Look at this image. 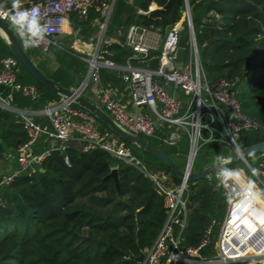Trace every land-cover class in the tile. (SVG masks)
Masks as SVG:
<instances>
[{
    "label": "trees",
    "instance_id": "16d2710c",
    "mask_svg": "<svg viewBox=\"0 0 264 264\" xmlns=\"http://www.w3.org/2000/svg\"><path fill=\"white\" fill-rule=\"evenodd\" d=\"M187 1L207 81L213 84L222 79L237 78L235 90L243 112L264 124V0H117L106 35L119 29L124 35L120 37V43L107 45L112 53L108 59L119 66L129 62L138 65L132 58L133 51L125 44L130 26L154 25L165 34L182 20ZM153 4L157 8L168 6L163 21L152 20L140 13L147 12ZM73 17L76 18L72 22L74 26H83L92 23L98 15L90 13L88 21H81L76 15ZM210 39L214 40L209 44ZM25 52L49 79L65 89L79 88L88 71V64L65 45L52 46L47 51L28 48ZM152 56L156 58L150 66L157 69L160 52L152 53ZM5 57L15 56L0 36V61ZM48 57L57 64L50 75L39 64ZM257 70L258 76L247 79V73ZM111 72L121 74L102 69L101 75L109 81ZM18 80L37 85L40 98L33 102L20 92L16 93L17 108L40 109L48 103L63 100L62 96L37 83L20 63ZM0 91L4 95L9 93L4 87H0ZM86 91L82 94L84 98H87ZM98 125L101 131L109 130L99 121ZM169 132L170 129L164 127L157 130V137L141 136L170 154L160 139ZM262 141L264 129L242 136L238 145L244 148ZM26 142L27 135L17 114L0 109V164L9 152L16 155L17 149ZM187 142L189 145L188 139ZM128 145L148 170H165L172 174L175 184H181L182 179L158 159ZM216 146V143L205 144L199 152L208 155ZM58 148L59 142L35 175H22L2 188L0 264H138L135 259L154 245L167 220L164 198L153 181L140 169L105 151L84 152L82 145L74 141L64 151ZM188 152L189 147L182 154L188 155ZM256 157L261 159L254 169L262 173L264 154L247 160L251 162ZM240 162L238 160L230 168ZM115 167L119 171L120 193L109 176ZM218 187L223 188V193L217 191ZM227 203V192L215 177L188 182V225L182 245L198 246L212 222L222 219ZM218 231L219 225H215L213 241ZM212 250L213 244L204 250V254H210Z\"/></svg>",
    "mask_w": 264,
    "mask_h": 264
},
{
    "label": "built area",
    "instance_id": "2783aa9c",
    "mask_svg": "<svg viewBox=\"0 0 264 264\" xmlns=\"http://www.w3.org/2000/svg\"><path fill=\"white\" fill-rule=\"evenodd\" d=\"M0 0V5L10 9ZM117 0H26L23 7H38L42 22L49 33L38 47L47 51L59 46L60 39L67 33L72 15H78L81 21H88L90 13H102L105 23L100 29L104 36ZM157 8L154 4L147 12ZM11 25L8 20H1ZM13 27V25H11ZM15 28V27H14ZM182 31L189 32L188 48L184 63L174 62ZM159 27L132 25L126 33L125 44L134 53L133 59L125 66L116 65L108 57L112 53L107 43L100 44L90 59L88 73L84 80L83 92L92 86L102 109L115 122L129 133L157 137L159 128H168L170 132L160 138L164 145H178L185 137L189 141V157L185 170H195V158L205 144L216 143L231 152L238 150V140L252 131L264 129V124L247 116L237 97L238 79H222L209 84L202 67L196 30L190 7L186 4L183 18L169 28L162 36ZM160 52L158 68H151L155 59L152 53ZM120 72L126 84L130 103L134 110L120 104L113 92L102 84L101 70ZM19 62L15 57H5L0 61V87L9 91L4 95L0 91V109L17 114L20 124L27 135V142L16 151L18 167L0 178V205L2 188L13 184L22 175H35L49 152L36 151L37 144L44 137L59 142V150L64 151L68 144L77 141L84 152L105 151L119 161L134 166L149 177L158 193L164 198L167 220L154 245L144 252L145 258L138 264H264V195L247 196L243 190L247 187V178L240 183L227 187L228 203L220 221L214 220L207 229L204 238L196 247H184L183 233L188 225L187 192L188 181L175 184L172 174L164 170H148L133 153L131 147L110 130L101 131L97 119L82 108L75 106L72 100L64 99L45 108L39 114L46 117L50 129L37 121L33 112L18 109L15 106V94L35 102L40 91L35 84H23L18 80ZM171 88L186 97L182 101ZM147 105L142 112L141 106ZM158 124V126H157ZM68 163V160H65ZM116 168V167H115ZM114 169V168H113ZM255 190L261 191L256 185ZM215 225H219L216 239L212 240ZM210 254L204 250L210 248Z\"/></svg>",
    "mask_w": 264,
    "mask_h": 264
},
{
    "label": "water",
    "instance_id": "95a60500",
    "mask_svg": "<svg viewBox=\"0 0 264 264\" xmlns=\"http://www.w3.org/2000/svg\"><path fill=\"white\" fill-rule=\"evenodd\" d=\"M187 5L188 7H190L188 1ZM167 8V5L163 8H155L149 11L147 16L152 20L159 19L163 21L165 19L164 13ZM0 28L3 29V34H0V36L5 39V41L9 44L15 58L18 60L20 65L34 78L37 83H39L41 86L48 89L49 91L62 96L64 99L72 100L75 105L92 114L100 123L104 124L121 140L134 147L139 148L142 151L149 153L150 155L158 159L160 162H162L165 166H167L176 177L181 178L182 180L186 179L188 182H198L206 179H212L213 177L218 175L222 166L230 168L238 160L248 163V157L256 156L258 154H264V141H262L244 148H239L238 150L232 151L229 154L216 156L213 158V163L211 165L187 172L185 169H182L176 163L173 157L160 146H156L150 143L140 135L127 132L121 126H119L115 122V120L110 115H108L98 104H95L85 99L82 96L83 90L85 88L84 82H82V84L77 89H65L55 84L36 66V64L27 55L22 45V42L20 41V38L15 31V28L1 20ZM188 39L189 32L182 31L180 34L179 48L174 58V62L177 64L185 62L188 48ZM213 40L214 39H210L208 43H212ZM245 70L246 65L243 66V71ZM241 76H244V72H242ZM140 108L141 110H145L147 108V105L144 104ZM62 157L65 158L66 154L63 153ZM109 176L114 179L117 190L120 193L121 186L118 169H112ZM144 258L145 255L141 254L135 260L137 263H141Z\"/></svg>",
    "mask_w": 264,
    "mask_h": 264
},
{
    "label": "crops",
    "instance_id": "0c3cea01",
    "mask_svg": "<svg viewBox=\"0 0 264 264\" xmlns=\"http://www.w3.org/2000/svg\"><path fill=\"white\" fill-rule=\"evenodd\" d=\"M26 1V0H22ZM38 1V0H36ZM129 2L133 0H128ZM12 0L8 1L6 4L11 5ZM98 15L96 19L88 24V25H73L72 22L76 21V18L73 17L72 15L67 33L60 39V45H65L70 49V51L73 52L76 56H80L81 59L85 61V59H90L94 56L100 41H95L97 38V27L100 25L101 21L105 19V16L102 13H96L92 12ZM126 16V14H124ZM123 15V17H125ZM78 17V15H76ZM79 18V17H78ZM105 23V22H104ZM119 37L117 34H120ZM124 35L123 30L119 29L117 32H115L112 35H106L104 41L109 45L112 43H120V37ZM95 41V42H94ZM86 62V61H85ZM39 64L41 66V69L48 75L52 74L53 69L56 67V62L53 58L48 57L45 60L39 61ZM37 66V65H36ZM110 79L109 81H106L104 79V76L101 75V80L102 84L113 92V97L122 105L127 107L129 110H134L132 104L130 103V95H129V90L126 86V84L122 81V75L118 73H112L110 74ZM86 76V75H85ZM85 80V77H84ZM84 80L82 82H84ZM82 84V83H81ZM71 89H77V88H71ZM179 96V98L182 101H186V97L177 91L176 89L171 88ZM86 97L85 99L95 103V104H100L99 99L97 95L94 93L92 86L89 87L86 91ZM63 101V100H62ZM58 103V102H56ZM54 103H48L46 106L40 108V109H32V108H18L21 110L25 111H30L35 113L36 119L38 122H40L45 128L50 129V123L46 117H42L39 113L43 111L45 108L49 107ZM101 107V105H99ZM102 108V107H101ZM142 112L144 110H141ZM78 143L77 141H74ZM58 144L56 140L50 139L47 136H44L39 143L37 144L36 151L39 153H46V152H52L53 147ZM219 146V145H218ZM169 147V146H168ZM189 147L188 142L186 137L177 145V146H170L168 151L170 152L171 156L175 160V158H182L186 157V154H182L183 151L187 150ZM231 151L229 150L225 154H229ZM189 153V152H188ZM222 154V155H225ZM18 164L16 160V155L13 154L12 152H9L8 155L6 156L5 160L0 164V178L15 169H17Z\"/></svg>",
    "mask_w": 264,
    "mask_h": 264
},
{
    "label": "clouds",
    "instance_id": "9594fccd",
    "mask_svg": "<svg viewBox=\"0 0 264 264\" xmlns=\"http://www.w3.org/2000/svg\"><path fill=\"white\" fill-rule=\"evenodd\" d=\"M0 20H8L15 27L20 41L25 49L38 47L45 41L49 29L42 22L41 13L38 7L25 8L22 0H12L11 8L5 9L0 5ZM0 34H3V29L0 28ZM258 171L253 169V175H257ZM219 184L224 187H229L230 182L237 184L243 180V170L233 169L222 166L218 173ZM255 182L248 180L247 187L243 190L245 197L261 196L264 192L255 190Z\"/></svg>",
    "mask_w": 264,
    "mask_h": 264
},
{
    "label": "rangeland",
    "instance_id": "374dc122",
    "mask_svg": "<svg viewBox=\"0 0 264 264\" xmlns=\"http://www.w3.org/2000/svg\"><path fill=\"white\" fill-rule=\"evenodd\" d=\"M112 15H113V12H112ZM112 15H111V17H112ZM105 20L106 19H103L101 21L100 25H98V27H97V33H96L97 38L95 40L97 42L98 41H101V39H105L106 38L105 37L106 34L104 36L103 31L100 29L101 25L105 22ZM117 35L119 37V35H121V33L120 34H117ZM87 73H88V71H87ZM258 74H259V71L258 70L255 71V72H251L250 71L249 73H247V76L246 77H247V79H251V78H255L256 76H258ZM85 78H86V76H85ZM175 146H177V145H175ZM165 147L167 149H169L170 146L168 147L167 145H165ZM228 151H229V149L226 148V147L216 146V147H214L210 151V153H208V155L204 151L199 152L198 155L195 158V164H194L195 170H197V169H199L201 167H204V166L211 165L213 163V158L214 157L220 156L222 154H225ZM188 157H189V155H187L185 158L184 157H182V158H175V161L183 169V168H185V166L187 164ZM260 159H261V157H256L251 162H248V163H245L244 161H241L240 160L241 162L237 166H235L233 169H241V170H243V176H245L248 180L254 181L255 182V185L261 190V192H264V172L261 173V172L258 171V174L257 175H253L254 166L257 165V163L259 162ZM151 170L152 171H157L156 168L151 169ZM215 181L219 182L218 175L215 176ZM224 189L226 190L227 195H228V191H227L226 187H224ZM217 191L223 193V188L222 187H218L217 188Z\"/></svg>",
    "mask_w": 264,
    "mask_h": 264
}]
</instances>
